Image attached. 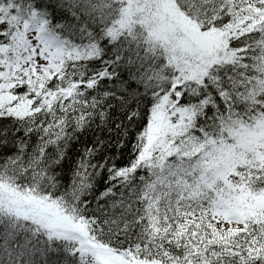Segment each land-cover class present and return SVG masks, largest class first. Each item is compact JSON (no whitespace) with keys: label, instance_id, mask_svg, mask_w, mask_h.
I'll return each mask as SVG.
<instances>
[{"label":"snow or ice","instance_id":"obj_1","mask_svg":"<svg viewBox=\"0 0 264 264\" xmlns=\"http://www.w3.org/2000/svg\"><path fill=\"white\" fill-rule=\"evenodd\" d=\"M0 264H264V0H0Z\"/></svg>","mask_w":264,"mask_h":264}]
</instances>
